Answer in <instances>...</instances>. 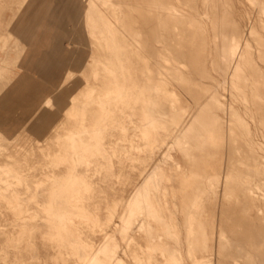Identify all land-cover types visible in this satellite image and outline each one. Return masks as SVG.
<instances>
[{"label":"rangeland","instance_id":"1","mask_svg":"<svg viewBox=\"0 0 264 264\" xmlns=\"http://www.w3.org/2000/svg\"><path fill=\"white\" fill-rule=\"evenodd\" d=\"M138 1L140 3H138ZM138 1L137 0L136 1L135 0H112V2L114 3V6L111 7L110 9H108L103 4V0H87V5L86 6L82 5V7L84 8V12H87V15L90 18L91 24L93 25L92 28L94 29V31H96L97 36H98V32H100V34H101L100 37H102V40H101V42H99L97 39L95 41V44L88 46L87 43H88V41H90V37L87 35L84 23H82V34L78 38V41L76 42L77 46L79 48H81L82 50H84L87 55H89L87 58L89 63H92V61H93L92 57H97L98 55H100L101 57L98 56L97 59L101 58L106 63H108V62L110 63V61H108L105 57L102 56V54H100L101 50H102V53L104 52L105 56L110 55V57H107V58H111V59L113 58L112 60L114 62L115 61L117 62V65L114 66V69L116 72L119 73L120 83L122 85H125V87H127L128 89H130L128 92L127 91L119 92L118 90H114L112 95H114L116 98L120 97L119 107H112V108L108 107V109H107L108 111L100 109L101 112L98 110V107H95V108H92V109H89L86 111V117L85 118L86 119L88 118V122H86V123L90 126L91 131L94 132L95 134L99 133V134L107 136V139L104 142V144H106L107 146L104 149L107 150V154H108L107 158L113 160V162L115 163L113 171H110L109 168L106 166L107 165V162H106L107 159H103L101 156H99V157H96L95 160L99 159L100 161L105 162L106 167L104 166V170L102 168L95 167V166L91 167L92 172L90 171V173H89V179L92 181V178H93L92 182L94 185H92V189L86 190L85 188H79V187H76L75 189H71L70 185L68 183V180L65 179V176L68 173V169L71 166H74L73 158H70V157L65 158V157L59 156L57 154L61 149H63L66 146L65 144L69 143L67 140L64 139V136L67 133L66 129L70 127L69 124H71V126H74V123H75V120L73 119V117L69 118L67 116V112H66V109H69V107H70V103H69L70 98L69 97H71V95L81 94L82 93L81 91H83L86 88V81L87 80H90L91 82L95 80L92 77H87V78L79 77V79H75L76 74H77V68L72 67L67 72V76H68V78H71L74 80V81L71 80L73 82L74 86L73 85L70 86L68 84L69 82H66L67 84L65 83L62 86V88L59 90L56 99L50 101L51 103L49 102L47 104V108L49 109L50 113L51 114L53 113V114L52 115L50 114L51 116L44 118L46 121L40 120V122L38 124V127H39L38 132H36L35 134H28V135L23 136L20 139L22 141V147L21 148L9 149V148H2L0 146V244H1L0 245V264H86V261H87L86 258L88 256V251H90L91 249H92V251H95L97 249L99 250V248H101V246H103V244L106 242V241L105 242H103V241L106 239H109V237H110V239L113 238L110 240V242L112 241V243H113V244L111 243L112 245L110 244V242H108L109 240H107L108 249L106 252L110 251V254L109 253L106 254V252L101 253L99 255V257L97 256V259H99V262L109 261L110 260L109 258H111L112 261H115V264H117L118 261L121 262V264H135V263H137V264H169V263L173 264L175 262H179L181 264H206V263L207 264H224V263L225 264L226 263L227 264H264V262H263L264 256H262L264 253V242L262 243V241L264 239L251 240L250 242H252V243H249L248 240H245L246 241V243H245L243 238H241V239H238L241 242H238V244H237V242H235L234 244L231 243V245L232 244L234 246L242 245V247L246 246L247 249L248 248H252V249L247 250V249L241 248V250L236 249V251H233L234 248H230L231 250L226 251V249H229V248H225V249L222 248V250H221V244L223 245V241L221 239L222 237H221V233H220V228L223 225V223L221 224L222 218L224 217L225 214L227 215L228 212L226 213L225 211L228 209V206H229V203L228 202L226 203V199H228L227 198L228 195H227V197H225V193H224L225 188L227 187V182H226L227 181L226 180L227 175L230 172L231 173L233 172L235 175H238L239 173L237 174V172L244 171V170L247 174L248 173L249 174L254 173V171L247 172L246 167L243 166V164H242L243 161H244V163L246 162L245 151L247 153L248 152L247 150L250 149V147L248 148L250 141L254 142V144H255L253 151L256 153V156L258 157V160L261 163V169L264 172V163H263L264 162V154H263L264 153V151H263L264 150V147H263L264 146V138H263L264 137V130H263L264 129V124H263L264 123V111H263V107H262L263 104L260 103L261 102L260 100H259L260 102L258 101L260 105L257 103V100L259 99L257 97V95L259 93H258V91L256 92L254 87H251V86L248 87L249 91L247 89V93H249V94H247L248 96L243 97L244 94L239 95L237 93L238 89H236L235 86L232 87L231 83H228L225 85V83L223 82V79L220 77V74L217 71V67H216L214 60H213L214 58L211 56H210V58H211L210 62L208 63L210 66L207 65V72H208L207 77L209 80L207 79V77H204L206 80L203 81V78L197 77L196 75H195L196 77L194 75H191V77L193 76V78H194V80H193L194 83H195V81H197L196 83H198V81L200 80L198 85L194 84V86H192L193 85L192 81L187 85H185V84L181 85V83L169 84L168 87H169L170 91L175 93L174 94L176 97L175 99H172L173 96L168 97V99H164V98L160 97V95H158L157 93L151 92L150 93V101L147 105L148 114H149L148 115L149 121L153 120L156 123V126L158 127L159 137H162V136L164 137V135H165V139H166L164 143H158L159 145H162V146L157 148L154 151L152 163L154 166L159 165L161 171L164 173V175L166 177L165 179L167 180L166 183L168 184L167 186H168L169 191L174 190V192H176L179 195L180 190H181L180 184L178 183V180L175 177L176 175L174 176V174L176 172L180 173V171H182L185 176H191L192 172H194V170L196 169V166L198 167V165L202 164V166H203L202 169L205 168V163L203 160L208 159L207 156H205V154H208L207 152L209 151V149L207 148L208 147L207 142L209 141V138L206 141L207 136H206V138H204L205 137V135H204L203 137L200 138V140L205 139V141L202 140V143H201V141L199 140V137H198V141H196L197 136H199L200 134L197 133L196 130L192 129V131H191V129H189V127H194L195 124L198 123L195 127V128H197L202 123V119H203V123L201 126H203L204 123L208 120V118L206 120L205 117L207 116V114L208 115L211 114L209 112H212L213 100L207 99L208 97H206V96H208V93L204 92V88L207 89L206 87L210 84L208 86V88H212L211 85H213L212 89H214V88L218 89L219 99L222 101L221 105L225 109L224 113H221L220 116H221L222 122L224 121L222 123V127L225 128V136H226L225 137L226 141L224 139V141H225L224 143L228 144V146L226 145V147H225V150H226L225 152L227 153V155L224 158V162H226L225 163L226 166L224 167L222 172L220 171V173H221L220 179L221 180H219L220 187L218 188L217 204H216L217 219L214 222L213 221L211 222V220H209V218H207V220H205V222H203V224H204L203 226L206 228V231L208 233L207 238L206 239L203 238V239H205L203 241L201 236H197V237L195 236V238H194L195 240H193V238H189L188 240L186 239L188 242H187V244H185L186 243L185 242L186 236L183 233H181L180 235L174 234L175 235L174 238H176V239H174L173 241L172 240L169 241V239H168L167 240L168 243H167L165 239H167L168 237L171 238V236H172L171 233L167 232L168 234L167 233L165 234V232L168 229H165L162 226H160L159 223H157V221L152 222L151 227L154 230L151 227H148V224L144 221L146 219V213L145 212L143 214V212L140 213L141 211L140 212L135 211V215L133 216V220L129 225H127L128 227H126L125 223L122 221L123 219L121 220L122 216L125 214V212L128 211V209L131 206L130 201H128L134 192V191L132 192L131 190H135L136 186L139 185V183L141 182L140 180H142L139 177V172H138V169L136 168L139 166V163L136 161H134V163H133L130 160H128L126 162V160H127L126 156L130 155V154H133V155H137L138 153L141 154L142 149H143L142 145L146 143V142L141 141V137L144 136L143 128L145 127V123L143 121L144 120V112L143 111L145 109L144 106L146 104V100H145L146 94H145V90H144L145 89L144 88L145 87V78L143 77V73H144L143 71H145V68H144L145 66L139 60L134 58L133 65H131V67L133 68V70L131 69L133 72V77L128 79L126 76V67H129L130 65L127 63V61H125L127 50L134 51V52L135 51L146 52L148 50L149 39H147V38H150L149 37L150 33L148 31V29L150 30V26H149V28H147V27H148V23L150 25V22H149V18L147 15L148 14V8L146 9L145 7L146 6L148 7L149 4H148V0H147V2H145L146 5H145V3H143L146 0H144V1L138 0ZM250 1L249 0H237L236 2H235V0L233 1L234 2L233 6H235L233 8L236 10L235 11V14H236L235 17H237L236 18L237 21L241 22V26L243 27L242 29H244V30L249 29V26L251 25V20H254V17L257 16V14L255 13V9H256L258 4L255 5L256 3L254 4L253 1H251V4H250ZM137 3L140 6L145 5V7H143V6L142 7L147 10V13L143 11L144 14H142V11H140V10H139V12H137L136 10H138L137 9L138 7L141 8V10H143V8L138 6ZM263 3H264V1H263ZM210 4H211V0H209V2H208L209 6H210ZM259 5L261 6L264 4L260 3ZM259 5H258V7H259ZM150 6H151V4H150ZM132 7H135V8L133 9ZM98 8H100V9H98ZM129 9H131V10H129ZM140 12H141L142 16L140 14H138ZM133 13L135 15L136 21H135V18L132 17V16H134V15H132ZM96 14H97V16H96ZM143 15H145V17ZM212 15L213 14H211L209 16L210 19L208 20L209 21L208 28L210 29L209 39L207 40V43H206V46H207L206 48L208 50V53H210L211 50L213 53L215 52L214 51V49H215L214 38L212 39V34H214V31H213L214 25H213L212 20L213 19L216 20L217 17L214 18L216 15L215 16L213 15L214 17ZM95 17L97 20L95 19ZM99 17H100V19H98ZM107 17H109L110 19H108ZM132 18L134 19V21ZM99 20H100V23H97ZM104 20H106V21H104ZM142 20H144L143 23H142ZM131 21L134 23H132ZM216 21H214V22H216ZM144 22H146V23L148 22V23L146 24ZM105 23H107V24H105ZM72 24H73V26H75L74 21ZM104 24H105V26H104ZM108 25L111 26L112 31H115V37H112L110 30L107 31L106 26H108ZM210 25H212V27ZM119 27H120V29H119ZM263 29L264 28H261L259 30L261 33V36H260L261 40H263L262 38H264ZM134 30H136V31H134ZM131 32L132 33L134 32L135 34L139 33L140 37L138 38L137 35L133 36L134 33L132 34ZM147 34H148V36H147ZM135 36H137V37H135ZM130 37H132V38H130ZM133 39L138 41V43L140 42L139 44H141V45L137 46L136 44H138V43L137 42L135 43ZM145 39H147V41ZM83 40H84V47H81ZM143 40H144V42H143ZM249 40H252V38H249ZM0 42H3L4 45L8 44L7 39H0ZM263 43H264V40L257 47H260L262 45V47H261V49H262L264 47ZM114 44H115L116 48L114 47ZM252 44L255 46L254 43H252ZM141 46L143 48H141ZM139 47L143 51L141 49H139ZM117 48L119 50H117ZM115 50H117V51L115 52ZM105 51H107V52H105ZM263 51L264 50H262L261 52L263 53ZM121 52H122V57H124L123 55H125V58H123V59L121 57ZM253 52H255L254 54H256V55H257V53L261 54V52L256 51V49H255V51L253 50ZM116 53H119V54H116ZM147 53H148V51H147ZM78 54L81 55V52ZM260 54L257 55V57L258 56L260 57ZM80 55H76V57L80 56ZM95 55H97V56H95ZM113 55H114V57H113ZM117 55L120 57H117ZM262 55L263 54H261V57H262ZM74 56L75 55L72 54V58H75ZM119 60H120L121 64L122 63H125V64L121 65L119 63ZM212 60H213V62H212ZM259 60H258V63L260 64V66H264L263 60H260V61ZM74 64L76 66L78 65L77 62H75ZM122 66H125V68H123ZM190 67H191L190 65H189V67L187 66L186 72L189 70L190 71L192 70V67L191 68ZM187 69H189V70H187ZM214 70H216L217 72ZM209 73H210V76H213V77H211V78H213V80L211 78H209L210 77ZM100 74L104 75L106 73L104 70H101ZM124 74H125V76H124ZM107 76H108L107 77L108 80L100 81V84H102L105 88L111 87V84L109 82V79H110L109 75H107ZM200 82H201V85H203V86L205 84H208V85H205V87L203 88V86L202 87H201V85L199 86ZM219 84H220V86H219ZM94 86H97V89H98V82ZM191 86L192 87L197 86L196 87L197 89L201 87L199 89L200 91L197 92V89L192 88ZM183 88H186L187 90L189 89V91H192V95H191L192 97L189 94L191 92L187 93V91L184 90ZM219 88H221V89H219ZM233 89L237 90V92L234 91ZM201 90H202V92H201ZM251 90L253 93L250 92ZM203 92L205 93V96L203 95ZM194 93H196V94H194ZM198 93H200V94H198ZM250 93H252V95ZM197 94H198V96H197ZM236 94L238 96H236ZM193 96H197V97H193ZM235 96L237 99H233V98H235ZM239 96L241 98L242 97L243 98L242 99L238 98ZM251 96H252V98H251ZM200 97H202V99ZM246 97H247V99H250L252 101H249V103H248V100L244 99ZM248 97H250V98H248ZM199 98H200V100H199ZM254 98L255 99L258 98V99L255 100ZM206 99L208 100L207 101L208 104L205 102ZM172 100H176V103H177L173 106L174 110L176 111L175 114L177 113V115H176L177 121H176L174 126L177 130V136H178L179 140H177L176 144H175V139L172 138V140H170L171 137H168V138L166 137V131L169 129L168 124H167L166 129H164V127H165L164 122L168 121V119H169L168 116H165V114L167 112V106H165V104L167 101H168L167 103H170V101H172ZM202 100H204V101H202ZM210 100L212 101V103L209 102ZM244 100H245V102L247 101V103H243ZM199 102H203V104L202 103L200 104ZM254 102H256L257 104ZM196 104L198 106L200 105L199 109H198ZM204 104H205V106L206 105L208 107L210 106V109L212 108L211 111H209V109H207L208 107L207 106L205 107ZM202 105H203L204 109L206 108L208 111H206V109L205 110L202 109L203 108ZM246 105H248V106H246ZM250 106H252V109L254 111V112H252V115L250 114V112H251ZM228 108H230V109H228ZM247 108H248V111H247ZM200 109H202L200 111L202 113L204 110V114L201 113L202 115L205 116V113H206V116L204 117L205 120H204L203 116H201V115L199 116L198 112ZM231 109L233 110V113H232ZM125 111H127L126 114H125ZM112 112H114V113H112ZM234 113H235V115L238 113V115H237L238 117H236L234 115ZM181 114H182V116H180ZM196 114L198 117L195 116ZM258 114L262 117H259ZM190 115H191V117H190ZM233 115L235 117H232ZM253 116H254V118H253ZM79 117L82 118L81 115ZM257 118H258V120H257ZM192 119H194V120L196 119V120L194 121ZM239 119L240 120L242 119L241 122ZM262 119H263V123L261 124ZM199 120H201V121H199ZM54 121H57L58 124L54 123ZM196 121H199V122H196ZM230 121L232 124L230 123ZM63 122L66 124L69 122L70 123L66 126L60 125ZM187 123L189 125L194 124L193 126L192 125L188 126L187 130H189V131L185 130V127H183ZM245 123H247V124H245ZM258 123H259V125H257ZM136 124L139 127L138 129H135ZM246 125H247V128H249L248 130L246 128ZM261 125H263V126H261ZM201 126H200V128H201ZM262 127H263V129H262ZM183 128H184V130H183ZM186 128H187V126H186ZM130 131H132V132H130ZM184 131L187 133H185ZM190 132H192V133H190ZM179 133H182L183 134V135L181 134L182 136H184L186 134L185 136L187 138L182 137L181 135H179ZM110 135H113L114 137L111 138ZM120 135H122L121 139H120ZM188 136H189V138H188ZM194 136L196 139L194 138ZM190 137L194 138L195 140L194 139L191 140ZM125 138H128L130 140H125ZM184 140L186 142H184ZM187 140L190 141L191 143L189 142V144H188ZM193 140H194V142H193ZM1 141H2V139L0 138V144H1ZM235 141H236V143L234 144ZM245 141H247V142L244 144ZM197 142H199V144L201 143L202 145L200 144V146H199ZM186 143L188 144L189 147L187 146ZM109 144H114L116 146H108ZM203 144H205L206 146H204ZM246 144H247V146H246ZM129 145H133L134 148L133 147L129 148ZM168 145H169V147H168ZM178 145L179 146L182 145V148L179 147ZM197 145H198V147H196ZM232 145H233V149H232ZM202 146H204L205 149ZM186 147H188L190 149L187 150ZM199 147H201V148L198 149ZM228 147H231L232 151H230V149ZM246 147H247V149H246ZM168 148H169V150H168ZM183 148L184 149L186 148V149L184 150ZM202 148L204 149L203 152H202ZM206 148L208 150H206ZM196 149L201 150L202 153L200 151L197 152ZM205 150H206V152H204ZM187 151L189 153L192 151V153H190L191 155L196 152V153L200 154L201 156L196 155V153H195L192 155L193 156L192 157L191 155H189V153L187 154ZM237 151H239L240 156L234 157L235 154H237ZM232 154H233V156H232ZM187 155L190 158L189 157L186 158ZM259 155H261V156H259ZM196 156L198 157V159H199V157H201V159H199V160L195 159V158H197ZM203 157L205 159H203ZM229 157H230V159H229ZM261 159L263 162L261 161ZM196 160H198L200 162V164L198 162H196ZM228 161H229V163H228ZM232 161H234V162H232ZM235 161L239 162V163L242 162V163L237 164V163H235ZM76 162H78L77 159H76ZM232 164H234V166H237V167H234L235 171H234V168H232L233 167ZM133 166H135V168H133ZM229 166H230V170H228ZM1 167H2V170H1ZM175 167H179V168L176 170ZM194 167H195V169H194ZM226 168L229 171V173L226 170ZM86 169H87L86 166H84L82 169L80 168V172L86 173L85 172ZM202 169H200V171ZM237 169H239L240 171ZM241 169H243V170H241ZM62 170H64V171H62ZM98 170H100V171L98 172ZM147 170H149V168ZM94 171H96V172H94ZM188 171H190V172H188ZM147 172H149V171H147ZM198 172H199V170H198ZM245 172H242V173L245 175V179L248 181L246 185L250 188L251 187L256 188L255 184L259 180V176L257 174L255 175V173L247 176L245 174ZM250 172H252V173H250ZM93 173H95V175ZM199 174H200V176H202L203 170L201 173H198V175ZM253 175H255V176H253ZM200 176L198 178H200ZM249 176H252V177L248 178ZM253 177H254V179L256 177L257 180L256 179L254 180ZM105 181H107V182H105ZM253 181H255V182H253ZM231 182H232V184L229 183L228 187H229V189L233 190V187L235 189V183L237 181L234 180ZM251 182H253V184ZM258 184L260 185L259 186L260 189L258 188L256 190L257 195L255 194V197H257V199H256L257 207L252 212V214L254 215V216L252 215V222H254L252 224H255L256 226H258V225L261 226V225H264V200H263L264 199V192H263L264 191V183H261L259 181ZM94 190H95V192H94ZM128 193H129V195H128ZM121 194L123 197L121 196ZM88 197H89V199H88ZM168 198L173 200V197H171V196H169ZM234 199H236V198H234V196H232L228 200L234 201ZM203 200H204V198H203ZM109 201H110V203H109ZM78 202H83V204L80 206ZM204 205H205V207L204 206L203 207L208 211L210 204L205 202ZM243 205H242V207L246 208L247 204H243ZM90 207H91V209H90ZM174 207L175 206H173V208ZM80 208H83L84 210H79ZM176 208H178V206L175 207V209H173V210H177ZM223 209H224V211H223ZM86 213L91 214L92 217L98 216V214H99L101 216V218L104 220V222L101 223V226H96L93 221L89 222L87 220L86 215H85ZM177 213H178L177 216L179 217V220L181 219L178 223L180 226V229H184L185 224H186L182 220L184 215L181 216L182 215L181 213H179V212H177ZM242 215H243L244 219L247 220V218L251 215V211H249L247 209H243ZM70 218L73 220L69 221ZM210 219H212V218H210ZM123 225L126 228H124ZM213 225L216 228V230L213 229V227H212ZM141 227H144V228H141ZM194 228H195L194 229L195 232H197V233L203 231L202 228H201V230L199 227H197V229H196V226ZM147 229L150 231H148ZM81 232H83V233H81ZM148 232L150 233V236H149ZM146 234H148V235H146ZM167 235H168V237L165 238L164 236H167ZM150 237H152V239ZM130 238H131V240H129ZM198 238H199V240H198ZM89 239H91V240H89ZM124 239H127V240H124ZM191 239H192V241H191ZM122 240H124V241H122ZM159 240H161V241H159ZM175 240H176V242H175ZM220 240L222 241L221 243H219ZM227 240H229V239H227ZM230 240L234 241L236 239H230ZM238 240H236V241H238ZM177 241H179L178 245L175 244V243H177ZM193 241L194 242L196 241L193 244V245L196 244V247L195 246H194L195 248L193 246L192 247L194 249H196V248H198V249L193 250V254L192 253L190 254V252L187 253L188 251H187L186 247H187V245H189V242L191 245V242H193ZM205 241H207V244ZM242 242H243V244H241ZM115 243H116V245H114ZM244 243H245V245H244ZM257 243H259V244H257ZM85 244H90V246H92V248H85L84 247ZM166 244L167 245L170 244L172 246V248H177V250L179 251L178 252L179 254L175 253L173 255L174 252H172V250H171L172 248L170 245H168V247H167V248H170V250L169 249L166 250L165 249ZM206 245H208L207 246L208 247V249H207V251H208L207 255L208 256L205 254V253H207V251H205L206 250L205 248H207ZM248 245L250 247H248ZM253 245H255V246H253ZM114 246H116L118 250L115 249L116 252L113 250L114 253H112V249L115 248ZM200 247L204 248L205 252H202L203 250H200ZM259 248L262 250H260ZM188 249H189V247H188ZM256 250H258V252H256ZM131 251H132V253H131ZM168 251L169 252L171 251L172 253L170 252L171 253L170 254ZM241 251H243V253ZM224 252H225V254H221ZM236 252L239 253L240 255L237 254ZM248 252L250 253L249 255H248ZM97 253H98V251H97ZM111 253H112V255H111ZM219 253H220V255H219ZM176 254H178L179 256H177ZM175 255L177 256V258ZM250 255H251V257H250ZM236 256H238V257H236ZM201 257H203V258H201ZM230 258H231V260H228ZM245 258H246V261H247V259H249V260L246 262ZM180 259H181V261H180ZM232 259H234V260L232 261ZM261 259H262V261H260ZM235 262H237V263H235ZM249 262H251V263H249ZM252 262H254V263H252Z\"/></svg>","mask_w":264,"mask_h":264},{"label":"bare ground","instance_id":"2","mask_svg":"<svg viewBox=\"0 0 264 264\" xmlns=\"http://www.w3.org/2000/svg\"><path fill=\"white\" fill-rule=\"evenodd\" d=\"M141 1H144V0H141ZM233 1L234 0H211V4L209 6L208 5L209 0H148V4L149 5L147 4L148 7L147 6L145 7V5H146L145 2H147V0H146V1L143 2V3H145V5L144 6L142 4L141 5L143 7H145L146 9L148 8V14L147 15H148L149 22H150V25L147 22L148 23V27L147 28H149V26H150V30L148 29V31L150 33L149 34L150 38H147V39H149L148 50H147L148 53H147V51L146 52H141V51H139V52L135 51L134 52V51L127 50V52H126L127 54H126V58H125V55H123L124 57H122V52L123 51L121 52L122 59L125 58V61H127V63L130 65L129 67H126V76H127L128 79L133 77V72H132L133 68L131 67V65H133L134 58H136L137 60H139L141 63L144 64L145 71H143L144 72L143 73V77L145 78V87H144L145 89L144 90H145V94H146V95L144 94L145 95L146 104L144 106L145 109L143 111L144 112V120L143 121L145 123V127L143 128L144 136L141 137V141L146 142V143L142 145L143 149H142V153L141 154H139V153L137 155L130 154V155L126 156V159H127L126 162L128 160H130L133 163H134V161L139 163V166L136 167V168L138 169L139 177L142 180H140L141 182L139 183V185L136 186L135 190H131L132 192L134 191L132 196L128 200V201H130V205L131 206L128 209V211L125 212V214L122 216L121 220L123 219L122 221L125 223L126 227H128L127 225H129L132 222V220H133V216L135 215V211H139V212L141 211L140 213L143 212V214L145 212L146 213V219L144 221L148 224V227L152 226V222L153 221H155V222L157 221V223H159V225L162 226L163 228L168 229V230L170 229L169 231L167 230L165 232V234L167 232L171 233V235H172L171 238L172 239L170 237H168V235L164 236L165 238L168 237L167 239L164 238L166 240V242H167L168 239H169V241H171V240L173 241L174 239H176V238H174L175 237L174 234H176V235L179 234L180 235L181 233H183L186 236L185 240L186 239L188 240L189 238H193V240H195L194 239L195 236L196 237L197 236H201L202 239L203 238L206 239L207 236H208V233L206 231V228L203 226L204 225L203 222H205V220H207V218H209V220H211V222L212 221L214 222L217 219L216 204H217L218 188L220 187L219 180H221L220 179V174H221L220 171L222 172V170L226 166V164H225L226 162H224V158L227 155V153L225 152L226 151L225 147H226V145L228 146V144L224 143L226 141V139H225V137H226L225 136V128L222 127V123L224 121L222 122L221 116H220L221 113H224L225 109L221 105L222 101L219 99L218 89H216V88L212 89L213 85H211L212 88H208V86L210 84L209 85L205 84V85H208L206 87L207 89H205L204 88L205 85L204 86L201 85V82H202L201 81L199 86L200 85H201V87L203 86L204 92L208 93V96H206V97H208L207 99H212L213 100V109L211 108L212 112H209V113H211L210 115L207 114V116H206V113H205V116H206L205 117L202 114H204V110L206 108L204 109V107L202 105L203 108L202 107L201 108L204 109V110H203V113L200 112L202 109L199 110V112H198L199 116L201 115V116H203V118L205 117L206 120L208 118V120L204 123L203 126H201L202 123H203V119H202V123L201 124L199 123L201 128H200V126H198L199 128L198 127L195 128L196 125L198 124L196 122L201 121V120H199V121L195 122L196 124H195L194 127H189V129H191V131H192V129L196 130V132L200 134L199 136H197V140L196 141H198V137H199V140H200V138L203 137L204 135H205L204 138H206V136H207L206 141L209 138V141H208L209 143L207 142V144H208L207 148L209 149V151L207 152L208 154H205V156H207L208 159L203 160L204 163H205V168L202 169V167H203L202 164L198 165V167L196 166V169L194 167L195 170L193 169L194 172H192V174L190 173L191 176H185L182 171H180V173L176 172L174 174V176L176 175L175 177L177 178L178 183L180 184V189H181L180 190V194L178 195L176 192H174V190H172V191L170 190L169 191L168 186H167L168 184L166 183L167 180L165 179L166 177H165L164 173L161 171L159 165L154 166L153 163H152V158H153L154 151L157 148L162 146V145H159L158 143H164L166 139H165V135H164V137L163 136L159 137L158 127L156 126V123L153 120L149 121V116H148L149 114H148L147 105H148V103L150 101V93L151 92H155L158 95H160V97H162L164 99H168V97H172V96H173L172 99H175L176 98L175 95H174L175 93L170 91V89L168 87L169 84L181 83V85H183V84L187 85V84H189L192 81L193 82L192 86H194V84L198 85L200 80L198 81V83H196L197 81H195V83H194V81H193L194 78H193V76L191 77V75H194V76L196 75L197 77L203 78V81H205L206 79L204 77H207V75H208L207 65H209L208 63L210 62V59H211L210 56H211V57L214 58L213 60H214V63L216 65V67H217V71L220 74V77L223 79V82L225 83V85L228 84V83H231L232 87L235 86V88L238 89V92H237V90H234V89L233 90L236 91L239 95L240 94L241 95L244 94L243 97L244 96H248L247 95V94H249V93H247L248 87H250V86L254 87L256 92L258 91V93H259L257 95V97L259 99L258 98H257L258 100L255 99V98L254 99L257 100L258 104L261 101L260 103L263 104L262 107H263V111H264V68H263L264 66H260V64L258 63L259 59L263 60V62H264V51H263V53L261 52L262 50H264V47L262 49H261L262 45L260 47H257L264 40V38H262L263 40L260 39L261 38L260 37L261 33L259 31L261 28H264V5H261V6L259 5L260 3L264 4L263 3L264 0H251V1H253L254 4L256 3L255 5L258 4L259 7L257 5L258 8L256 7V9H255V13L257 14V16L254 17V20H251V25L249 26L248 30L242 29L243 27L241 26V22L237 21V19H236L237 17H235L236 16V14H235L236 10L233 8V7H235V6H233L234 5ZM236 1L237 0H235V2ZM251 1H250V4H251ZM81 3H82L83 6H86L87 5V0H81ZM138 3H140V2L138 1ZM138 3H137V5H138ZM103 4L108 9H110L111 7L114 6V3L112 2V0H103ZM150 4H151V6H150ZM138 6H140V5H138ZM142 6H140V7H142ZM132 8L134 9L135 7H132ZM145 8H143V10H141V8L138 7L137 8L138 10H136V11L139 12V10H140V11H142V14H144V12L147 13V10ZM98 9H100V8H98ZM129 10H131V9H129ZM97 14H96V16H97ZM138 14L141 15V12L138 13ZM211 14H213L214 16L216 15L215 17L212 15L214 18L217 17V19H216L217 21L213 19L216 22H214L211 19L212 22H213V25H214L213 26L214 27L213 28L214 29L213 30L214 34H212V39L214 38V47H215V49H214L215 52L214 53L212 52V50H211L210 53H208V50L206 48L207 47L206 43H207V40L209 39V31H210V29L208 28V25H209V21L208 20L210 19L209 16ZM132 15H134V13ZM143 16L145 17V15H143ZM132 17L135 18V15L132 16ZM107 18L110 19L109 17H107ZM95 19H96V17H95ZM98 19H100V17ZM104 21H106V20H104ZM133 21H134V19H133ZM135 21H136V18H135ZM143 21L144 20H142V23H143ZM83 23L85 25V29H86L87 35L90 37V41H88L87 45L90 46V45L95 44V41L97 39H98L99 42H101V40H102V37H100L101 34H100V32H98V36H97L96 31H94V29L92 28L93 25L91 24V21H90L89 16L87 15V12H84ZM97 23H100V20ZM132 23H134V22H132ZM144 23H146V22H144ZM105 24H107V23H105ZM105 24H104V26H105ZM210 26L212 27V25H210ZM106 27H107V31L110 30V33H111L112 37H115V31H112L111 26L108 25ZM119 29H120V27H119ZM134 31H136V30H134ZM263 31H264V29H263ZM134 35H137L138 38L140 37L139 33H136V34L134 33L133 36ZM137 36H135V37H137ZM147 36H148V34H147ZM130 38H132V37H130ZM249 38H252V40H249ZM147 39H145V40L147 41ZM134 42L138 43V41H136V40H134ZM143 42H144V40H143ZM252 43H254L255 46ZM138 44H136V45L137 46L141 45V44H139V45ZM81 47H84V40L82 42ZM114 47H115V44H114ZM141 48H143V47L141 46ZM141 48L139 47V49H141ZM255 49H256V51L261 52V54H263L262 57H261L260 53H259L260 57L258 56L259 58L257 57V55H259L258 53H257V55L254 54L255 52H253V50L255 51ZM117 50H119V49L117 48ZM117 50H115V52ZM105 52H107V51H105ZM119 53H116V54H119ZM100 54H102L103 57H105L108 61H110V63L109 62L106 63L101 58L97 59V57L100 56V55H98V56L95 55L97 57H92L93 61H92V63H89L88 60H87L89 55H87L86 53L84 54L83 52H81L80 56H77V57L73 58L74 62L78 63L77 66L81 65V63L83 61H86V65L84 66V68H82L81 70H79L77 68V74H76L75 79H79V77H81V78L92 77L95 80L92 81V82L90 80H87L86 81V88L83 91L80 90L82 93L81 94H76V95H71V97H69L70 100L68 99L70 101L69 102L70 103V107H69V109H66V112H67V116L69 118L73 117V119L75 120L74 126H71V124H69L70 122L67 123V124L64 123V122L60 124L62 126H66V125L69 124V126H70L69 128L66 129L67 133L64 136V139L67 140L69 143L65 144L66 146L64 145L65 147L63 149H61L58 152L57 155L65 157V158L66 157L73 158L74 166H71L69 169L67 168L68 169V173L65 171L67 173V175L65 176V179L68 180V183H69L71 189H75L76 187L85 188L86 190L92 189V185H94L93 182H92L93 178H92V181L89 179V173L91 171V167L95 166V167L102 168L104 170V166H105V162L100 161L98 158H97L98 160H95L96 157L101 156L103 159H107L106 160V162H107L106 166L109 168L110 171H113V168L115 166V163L113 162V160L107 158V155H108L107 154V150L104 149L107 146L106 144H104V142L107 139V136L99 134V133L95 134L94 132L91 131L90 126L86 123V122H88V118L87 119L85 118L86 117V111L89 110V109L95 108V107H98L99 111H100V109L108 111L107 110L108 107L109 108L119 107L120 97L116 98L114 95H112L114 90H118L119 92H123V91H127L128 92L130 89L125 87V85H122L120 83V81H119V73L116 72L115 69H114V66L117 65V62L116 61L114 62L112 60L113 58L112 59L111 58H107V57H110V55L105 56L104 52L102 53V50H101ZM113 57H114V55H113ZM117 57H120V56L117 55ZM120 60H119V63H120ZM213 60H212V62H213ZM123 64H125V63H122L121 65H123ZM189 65L192 67V70L190 71L189 69H187L190 72L189 71L186 72V68H187V66L189 67ZM1 66H2V64H1ZM122 67L125 68V66H122ZM101 70H104L106 74L101 75L100 74ZM214 71H216V70H214ZM107 75H109V78H110L109 82L111 84V87H109V88H105L102 84H100V81L108 80L107 79V77H108ZM124 76H125V74H124ZM209 76H210V73H209ZM211 77H213V76H210L209 78H211ZM207 79H208V77H207ZM211 79L213 80V78H211ZM71 80L74 81L73 79L67 77L66 82H69L68 84L70 86L73 85V82ZM97 82H98V89H97V86H94ZM219 86H220V84H219ZM196 87H192V88H196ZM200 88H198V89L196 88L197 92L200 91L199 90ZM183 89L186 90L187 93L191 92L189 94H190V96L192 95V91H189V89L187 90L186 88H183ZM219 89H221V88H219ZM248 91H249V89H248ZM201 92H202V90H201ZM204 92H203V95L205 96ZM250 92H252V90ZM252 93H250V94L252 95ZM194 94H196V93H194ZM198 94H200V93H198ZM198 94H197V96H198ZM197 96H193V97H197ZM236 96H238V95L236 94ZM236 96L233 99H237ZM200 98L202 99V97H200ZM200 98H199V100H200ZM238 98H241V97L239 96ZM248 98H250V97H248ZM251 98H252V96H251ZM207 99H206L205 102L208 104V102H207L208 100ZM244 99L248 100V103H249V101H252L250 99H247V97L244 98ZM202 101H204V100H202ZM167 102L165 104V106H167V112H166L165 116H168L169 119H168V121L164 122V126L165 127L164 126L163 127H164V129H166L167 124H168L169 129L167 130L168 132L166 131V137L167 138L171 137L170 140H172V138L175 139V144H176L177 140H179L178 136H177V130H176L175 126H174L176 121H177V116H176L177 113L175 114L176 111L174 110L173 106L175 104H177V103H176V100H172V101H170V103H167ZM209 102L212 103L211 100ZM199 103L203 104V102H199ZM243 103H247V101L245 102V100H244ZM254 103H256V102H254ZM248 105H246V106H248ZM199 106L197 105L198 109H199ZM204 106H205V104H204ZM252 106H250L251 108L249 107L251 109V112L249 111L251 115H252V112H254L253 109H252ZM207 109H209V111H211L210 106ZM207 109H206V111H208ZM228 109H230V108H228ZM247 111H248V108H247ZM126 112L127 111H125V114H126ZM112 113H114V112H112ZM232 113H233V110H232ZM80 115L82 116V118L79 117ZM234 115H235V113H234ZM234 115L232 117H235V116L238 117L237 116L238 113L235 116ZM180 116H182V114ZM195 116L198 117L197 114ZM190 117H191V115H190ZM259 117H262V116L259 115ZM205 118H204V120H205ZM253 118H254V116H253ZM192 120H194V119H192ZM241 120H240V122H241ZM257 120H258V118H257ZM54 123L58 124L57 121H54ZM230 123H231V121H230ZM262 123H263V119L261 120V124ZM137 124H136L135 129L139 128L137 126ZM187 124L183 126V127H185V130L188 129V126H191V125L193 126L194 125V124H191V125H189V124L187 125ZM245 124H247V123H245ZM257 125H259V123ZM186 126H187V128H186ZM261 126H263V125H261ZM246 128H247V125H246ZM248 129L249 128H247V130ZM262 129H263V127H262ZM183 130H184V128H183ZM187 131H189V130H187ZM130 132H132V131H130ZM185 133H187V132H185ZM190 133H192V132H190ZM181 134L182 133H179V135H181ZM185 135L182 136V137L187 138ZM110 137L112 138L114 136L110 135ZM121 137H122V135H120V139H121ZM188 138H189V136H188ZM194 138H195V136H194ZM194 138H191V140L194 139ZM224 139H225V141H224ZM125 140H130V139L125 138ZM194 140H193V142H194ZM202 140L205 141V139H202ZM202 140H200L201 143H202ZM184 142H186V141L184 140ZM189 142L190 141H188V144H189ZM199 142H197V143L200 146L201 143L199 144ZM246 142L247 141H245L244 144ZM235 143H236V141L234 142V144ZM188 144H187V146H188ZM205 144H203V145L206 146L207 144L206 145ZM247 144H246V146H247ZM198 145L196 147H198ZM254 145H255L254 142L250 141V144L248 146V148L250 147V149L247 150L248 151L247 153L245 151L246 162L244 163V161H243V163L242 162L241 163L243 164V166L246 167L247 172L254 171L255 175L257 174L259 176V180L255 184L256 188H254V187L250 188V187H248L246 185L248 181L245 179V175L242 173V172H245V170L244 171H240L239 169H237L240 172L236 171L237 174L238 173L239 174L235 175L233 172L229 173L228 170H230V166H229L228 170L226 168V170L228 171L229 174L227 175V177L225 176L226 180H227L226 181L227 182V187L225 188V191H224L225 197H227V195H228L227 198L230 199V197L234 196V198H236V199H234V201L226 199V203L228 202L229 206H228V209L225 211L226 213L227 212L228 213H227V215L224 213L226 216L224 215V217L222 218V222H221V224L223 223V225L220 228V233H221V237H222L221 239L223 241V245L221 244V250H222V248H224V249L225 248H229V249H226V251L227 250H231L230 248H234L233 251H236V249L241 250V248L247 249L246 246L242 247V245H238V246H234L233 245L235 242H237V244H238V242H241L240 240H238V239H241V238H243L244 241L248 240L249 243H252V242H250L251 240L264 239V225L256 226L255 224H252V223H254V222H252V215H253L252 212L257 207V204H256L257 197H255V194L257 192L256 190L258 188L260 189V187H259L260 185L258 183H259V181L261 183H264V172L261 169V163L259 162L258 157L256 156V153L253 151ZM108 146H116V145L109 144ZM204 146H202V147L204 148ZM132 147L134 148L133 145H129V148H132ZM168 147H169V145H168ZM179 147L182 148V145L179 146ZM188 147H186L187 150L190 149ZM200 148L201 147H199L198 149H200ZM203 148H202V152L205 149V148L204 149ZM207 148H206V150H208ZM228 148L230 149V151H232L233 145H232V149H231V147H228ZM246 149H247V147H246ZM168 150H169V148H168ZM206 150L204 152H206ZM196 151L197 152H199V151L201 152V150H197V149H196ZM188 153L189 152L187 151V154ZM190 153H192V151ZM190 153H189V155H191ZM195 153H193V154H195ZM239 154H240L239 151H237V154H235L234 157H237V156L239 157L240 156ZM196 155H200V154L196 153ZM232 156H233V154H232ZM259 156H261V155H259ZM187 157H189V156L187 155L186 158ZM76 159L78 160V162H76ZM195 159H198V157L195 158ZM199 159H201V157H199ZM203 159H205V158L203 157ZM229 159H230V157H229ZM198 160H196V162H198L200 164V162ZM261 161H262V159H261ZM232 162H234V161H232ZM228 163H229V161H228ZM235 163L241 164V163L236 162V161H235ZM234 164H232L233 165L232 168L237 167V166H234ZM84 166H86V168H87L86 171H85L86 173L80 172V168L82 169ZM133 168H135V166H133ZM148 168H149V170H147ZM175 168L177 170L179 167H175ZM199 168L203 170L202 176H200V174L198 175V173L202 172V170L200 171ZM1 170H2V167H1ZM198 170H199V172H198ZM241 170H243V169H241ZM62 171H64V170H62ZM99 171L100 170H98V172ZM147 171H149V172H147ZM234 171H235V168H234ZM94 172H96V171H94ZM188 172H190V171H188ZM250 173H252V172H250ZM254 173H252V174H254ZM93 174L95 175V173H93ZM245 174L247 176L248 175H252V174H249V173L247 174L246 172H245ZM255 175H253V176H255ZM199 176H200V178H198ZM250 177H252V176H249L248 178H250ZM253 179H254V177H253ZM255 179H256V177H255ZM234 180L237 181L235 183V189L233 187V190H231V189H229L228 184L229 183L232 184L231 181H234ZM105 182H107V181H105ZM253 182H255V181H253ZM253 182H251V183L253 184ZM94 192H95V190H94ZM128 195H129V193H128ZM121 196H122V194H121ZM169 196L173 197V200L169 199L168 198ZM203 198H204V200H203ZM88 199H89V197H88ZM205 202L210 204V207L208 208V211L204 208L205 207V205H204ZM78 203H79L80 206L83 204V202H78ZM109 203H110V201H109ZM243 204H247L246 208L242 207ZM173 206H175V207L178 206V208H176L177 210H173V209H175V207L173 208ZM90 209H91V207H90ZM243 209H247V210L251 211V215L247 218V220L244 219V217L242 215ZM79 210H84V209L80 208ZM223 211H224V209H223ZM177 212L181 213L182 214V215L180 214L181 216L184 215L183 219H182L183 222L186 223L184 229H180V226H179L178 223H179V221L181 219L179 220V217L177 216L178 215ZM85 215H86L87 220L89 222L93 221L96 226H101V223L104 222V220L101 218V216L99 214H98V216H94V217H92L91 214H87V213ZM210 218H212V219H210ZM72 220L73 219H71V218L69 219V221H72ZM195 226H196V229H197V227H199L200 230L202 228L203 231L199 232V233L195 232V230H194ZM123 227H124V225H123ZM126 227H124V228H126ZM212 227H213L214 230H216L214 225ZM141 228H144V227H141ZM148 231H150V230H148ZM81 233H83V232H81ZM146 235H148V234H146ZM149 236H150V233H149ZM131 238L129 240H131ZM150 238L152 239V237H150ZM111 239H113V238H111ZM111 239L109 237V239L104 240L103 242H105V241L106 242L103 244V246H101L102 244L100 245L101 248H99V250L97 249L95 251H92V249H91L90 251H88V256L86 258V260H87L86 264H115V261H112L111 258H109L110 259L109 261H102V262H99V259H97V256L99 257V255L101 253H105L107 251L108 242H110ZM205 239H203V241ZM227 239H229V240H227ZM230 239H236L238 241H236V240L233 241V240H230ZM89 240H91V239H89ZM107 240H109V241L107 242ZM124 240H127V239H124ZM124 240H122V241H124ZM187 240L185 241L186 242L185 244H187V242H188ZM198 240H199V238H198ZM159 241H161V240H159ZM179 241H177V243H175L176 242V240H175L174 243L176 245H178ZM191 241H192V239H191ZM222 241L220 240L219 243H221ZM195 242L194 241L191 242V245H190V242H189L190 246L187 245V247H186V249L188 251L187 253L190 252V254L191 253L193 254V250L198 249V248L194 249L196 247V244L193 245ZM205 242L207 244V241H205ZM263 242H264V240L262 241V243ZM111 243H112V241L110 242V244ZM231 243H233V244L231 245ZM245 243H246V241H245ZM245 243H244V245H245ZM241 244H243V242ZM257 244H259V243H257ZM114 245H116V243ZM168 245H170V244H168ZM168 245L166 244V248H165L166 250H168V249L170 250V248H167ZM249 245H248V247H250ZM255 245H253V246H255ZM192 246L193 247L195 246V247L193 248ZM207 246L208 245H206V247ZM84 247L85 248H92V246H90V244H85ZM114 247L115 248L112 249V253H114V251L116 252L115 249H117V247L116 246H114ZM188 247H189V249H188ZM171 248H172V246H171ZM205 249H206L205 251H207L208 247L205 248ZM248 249H252V248H248ZM171 250H172V252H174L173 255L175 253L179 252L177 250V248H172ZM200 250H203L202 252H205L204 248H202V247H200ZM260 250H262V249H260ZM97 251H98V253H97ZM241 252L243 253V251H241ZM256 252H258V250H256ZM107 253L110 254V251L106 252V254ZM112 253H111V255H112ZM131 253H132V251H131ZM178 254H176V255L179 256ZM205 254L207 255L208 251ZM221 254H225V252L221 253ZM237 254H239V253H237ZM249 254L250 253L248 252V255ZM219 255H220V253H219ZM177 256H176V258H177ZM262 256H264V253H263ZM236 257H238V256H236ZM250 257H251V255H250ZM201 258H203V257H201ZM234 259H232V261ZM228 260H231V258L228 259ZM248 260L249 259H247V261ZM180 261H181V259H180ZM245 261H246V258H245ZM260 261H262V259ZM235 263H237V262H235ZM249 263H251V262H249ZM252 263H254V262H252ZM117 264H121V262L118 261ZM135 264H137V263H135ZM169 264H171V263H169ZM173 264H181V263L175 262Z\"/></svg>","mask_w":264,"mask_h":264},{"label":"crops","instance_id":"3","mask_svg":"<svg viewBox=\"0 0 264 264\" xmlns=\"http://www.w3.org/2000/svg\"><path fill=\"white\" fill-rule=\"evenodd\" d=\"M83 18L81 0H0V39L8 40L0 42L2 148H21L23 136L38 132L67 72L86 65L72 58L86 53L76 44Z\"/></svg>","mask_w":264,"mask_h":264}]
</instances>
